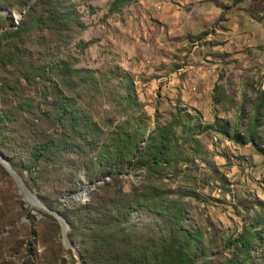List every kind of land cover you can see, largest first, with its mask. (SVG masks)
Listing matches in <instances>:
<instances>
[{"label":"rangeland","instance_id":"374dc122","mask_svg":"<svg viewBox=\"0 0 264 264\" xmlns=\"http://www.w3.org/2000/svg\"><path fill=\"white\" fill-rule=\"evenodd\" d=\"M61 1L72 11L71 21L51 17L25 44L38 60L80 69L58 76L52 71L58 88L87 111L103 137L117 129L137 130L141 150L159 133L175 138L168 163L128 166L122 174L125 191L135 187L147 196L124 223L128 230L180 240L176 227L186 229L198 237L193 246L199 264H264V153L258 151H264V0ZM4 2L0 11L11 23L29 9L18 0ZM47 6L41 2L35 12L47 15ZM17 75L12 66L0 68V81ZM21 82L4 100L31 98L33 106L21 116L38 117L48 109L43 95L53 98L54 83ZM2 102L0 97V107ZM23 122L12 125L11 156L15 146L32 141ZM208 124L223 125L226 133L206 129ZM38 125L52 130L47 120ZM248 133L255 144L246 142ZM19 175L27 186V172ZM91 186L80 198L50 187L44 194L71 208L87 202ZM58 187L64 190L68 183ZM178 207L180 216L170 218ZM45 214L24 199L0 164V264L78 263L62 242L60 224L56 229ZM251 228L255 239L244 260L237 238ZM71 240L78 250L84 247L79 236Z\"/></svg>","mask_w":264,"mask_h":264},{"label":"trees","instance_id":"16d2710c","mask_svg":"<svg viewBox=\"0 0 264 264\" xmlns=\"http://www.w3.org/2000/svg\"><path fill=\"white\" fill-rule=\"evenodd\" d=\"M31 1L18 0L19 7L28 4L29 9L24 11L17 24L11 23L7 15L0 11V68L6 70L12 66L18 72L14 80L3 78L0 81V97L4 105L0 107V132L3 133L0 136V153L17 173L26 171L30 179L27 186L48 208L58 211L69 222V238L77 235L84 244L79 251L85 264H199L196 260L197 247L193 246L198 237L192 232L176 227L180 240L170 235L157 240L138 236L124 224L134 210L144 206L147 196L135 187L125 191L121 184L122 174L127 172L128 166L139 168L148 162L151 163L148 166L161 165L162 161L168 163L166 154L174 136L170 132L151 136L148 138L151 145L144 150L140 149L137 130L117 129L103 137L104 132L98 123L76 104L74 98L66 96L51 78L52 71L58 76L66 72L77 73L80 69L71 68L68 64L57 65L65 64L63 61L38 60L25 46L34 32L52 22L51 17L57 21L66 17L68 24L72 11L67 10L61 0H34L33 4ZM41 2H48L45 8L47 15L43 11L35 12L36 5ZM3 5L7 4L0 0V8ZM41 79L54 83V96L47 98L48 95L44 94L43 100L48 109L33 119L24 118L21 115L33 106L32 99L22 97L6 102L4 97L17 93L22 80L33 85ZM39 102L37 107L41 109ZM20 119L31 130L32 141H22L18 150H15L17 146L13 148L15 153L11 156V141L8 138L13 123ZM41 120H47L52 130H40L38 123ZM205 127L226 133L223 125L208 124ZM231 137L235 138L234 135ZM245 140L255 144L252 133H248ZM258 151L264 153L263 147ZM139 154L140 158L137 157ZM80 170L86 181L92 183L87 202L68 208L61 205L57 197L44 194L46 187H50L52 193L62 191L73 194L77 191V183L82 180ZM64 181L68 183V188L61 190L58 185ZM177 209L170 218L180 216L179 207ZM160 211H166L162 204ZM45 216L59 229V222L53 215L48 213ZM254 239L252 228L247 235L237 238L239 250L245 254L244 260L251 253L250 245ZM227 243L234 242L227 240Z\"/></svg>","mask_w":264,"mask_h":264},{"label":"water","instance_id":"95a60500","mask_svg":"<svg viewBox=\"0 0 264 264\" xmlns=\"http://www.w3.org/2000/svg\"><path fill=\"white\" fill-rule=\"evenodd\" d=\"M0 164L5 168V170L10 174V176L17 183V185L19 187V191L23 194L24 199L26 197V192H27L30 196H32L36 200V202L42 208V210L46 211L47 213L53 215L56 218V220L59 222V224L61 226V234H62L63 244L65 246H70L72 248V250H73V252L77 258V261H78L77 264H80V263L85 264L84 259L78 250L79 244L73 242L67 234L69 224L66 222L64 217L58 211L48 208L38 198V196L36 194H34L29 188H27V186L23 182L21 176L15 171V169L12 168V166L8 162L7 158L2 153H0ZM82 181H83L82 185H80L78 190L73 193V195H75L77 198H80L83 191L86 193L89 189V183L86 181L84 175H82ZM71 200H73V199H71Z\"/></svg>","mask_w":264,"mask_h":264},{"label":"bare ground","instance_id":"6f19581e","mask_svg":"<svg viewBox=\"0 0 264 264\" xmlns=\"http://www.w3.org/2000/svg\"><path fill=\"white\" fill-rule=\"evenodd\" d=\"M26 198H27L28 201L31 203V205H34V206L40 207V206L38 205V203L36 202V200H35L32 196H30L27 192H26ZM80 264H82V263H80Z\"/></svg>","mask_w":264,"mask_h":264}]
</instances>
